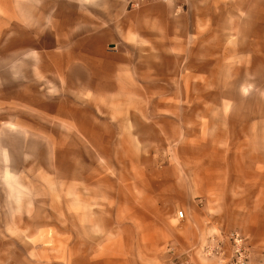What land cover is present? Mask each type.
<instances>
[{"label": "rangeland", "instance_id": "374dc122", "mask_svg": "<svg viewBox=\"0 0 264 264\" xmlns=\"http://www.w3.org/2000/svg\"><path fill=\"white\" fill-rule=\"evenodd\" d=\"M260 32L257 23L238 22L231 40L244 48L252 35L255 49ZM4 42L2 34L0 51ZM3 54L0 264H88V256H100L123 240L156 234L164 242L155 253L166 264L175 250L167 251L171 244L189 254L191 264H213L216 259L204 256L203 247L231 230L248 235L262 250L264 67L259 61L252 73L221 70L220 88L194 90L190 102L172 103V110L144 102L129 103L135 109L128 111L125 103H91L83 91L11 80L3 71ZM181 182L190 191L183 208L177 202ZM203 188L205 194L199 192ZM165 195L176 200L170 203L174 214L140 213L154 197L165 205ZM180 210L186 215L182 220ZM186 220L203 235L188 250L170 235V226L181 228ZM259 260L252 258V264Z\"/></svg>", "mask_w": 264, "mask_h": 264}, {"label": "crops", "instance_id": "0c3cea01", "mask_svg": "<svg viewBox=\"0 0 264 264\" xmlns=\"http://www.w3.org/2000/svg\"><path fill=\"white\" fill-rule=\"evenodd\" d=\"M0 14L3 71L11 80H41L39 86L83 91L91 103H125L128 111L135 109L129 103L144 102L165 103L172 110V103L190 102L194 90L220 88L221 70L252 73L257 61L264 67V0H146L137 7L128 0H0ZM238 22L261 28L255 49L252 35L244 48L232 42ZM179 193L178 207H186L190 191L183 182ZM167 197L163 206L160 198H151L140 213L174 214ZM181 226H170L181 249L202 240V229L196 231L187 220ZM161 242L160 234L123 240L100 256H88L86 263L166 264L155 253ZM250 242L251 264L258 256L255 264H264V246L261 250ZM173 248L167 264L187 259L185 251Z\"/></svg>", "mask_w": 264, "mask_h": 264}, {"label": "built area", "instance_id": "2783aa9c", "mask_svg": "<svg viewBox=\"0 0 264 264\" xmlns=\"http://www.w3.org/2000/svg\"><path fill=\"white\" fill-rule=\"evenodd\" d=\"M130 7L140 6L146 0H128ZM178 218H186L185 212L180 210ZM252 244L248 236L238 230H231L221 238L212 239L203 247L204 256L215 258L213 264H251ZM173 251V247L170 248ZM190 255L178 264H191Z\"/></svg>", "mask_w": 264, "mask_h": 264}]
</instances>
